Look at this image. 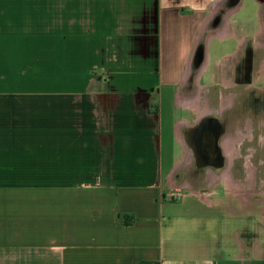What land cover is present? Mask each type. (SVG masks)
Returning a JSON list of instances; mask_svg holds the SVG:
<instances>
[{"label":"crops","instance_id":"0c3cea01","mask_svg":"<svg viewBox=\"0 0 264 264\" xmlns=\"http://www.w3.org/2000/svg\"><path fill=\"white\" fill-rule=\"evenodd\" d=\"M244 2L0 0V264H264V205L232 190L248 133L218 173L186 138L233 104L210 87L252 47Z\"/></svg>","mask_w":264,"mask_h":264},{"label":"rangeland","instance_id":"374dc122","mask_svg":"<svg viewBox=\"0 0 264 264\" xmlns=\"http://www.w3.org/2000/svg\"><path fill=\"white\" fill-rule=\"evenodd\" d=\"M260 9L262 11V15L260 13ZM235 18L240 19L242 21V23H244V25L247 26L248 29L253 30V32L251 31L250 34L248 35V45L250 46V45H252V42H254V46L256 48V46L259 45L258 35L261 36L260 32L262 33V30H261L262 24H264V2L262 5H260L255 0H245V2L243 4L242 11L239 12L237 17H235ZM261 19H262L263 23L261 22ZM239 23H240V21H239ZM239 23H237V24L239 25ZM229 49H231L230 51L233 50L231 47L225 48V50H229ZM250 49L251 48L246 49V52H244V54H239V57H238L239 60L235 64L237 66V70H234V68L232 70L224 69L226 74L224 73V76H222L223 80H222L221 86L216 85V86L210 87L211 96H213V97H211V107H212V105L216 106L219 104L217 102V100L215 99V97L219 93L221 95H223V98L224 97L226 98L230 95H235V93H238V94L242 93L241 97L238 96V100L235 102L236 105L232 109H229L223 113L224 116H223L222 123L224 125V129L227 128L226 132L229 129H231V130H233V132H235L236 127H237L236 123L241 121L243 118H244V120L249 119V117L253 118V120L255 122V132H254L253 141L252 142H247V141L243 142V140H242L241 142H243V144L241 145L240 148H241L242 158H244V159L249 157L250 151L247 153L246 152L247 149L252 147L255 150H257V153L255 154V157L252 160L254 163L253 162L252 163L254 166L258 165V169H260V172L258 173L259 175H258V179H257V186L254 189L253 194L251 195V201L252 200L253 201L258 200L254 203L259 204V205H261V204L264 205V196H263V193H264V191H263L264 190V168L259 166L260 161L261 160L264 161V147H261V145L258 143V139H261L262 134L264 136V130L262 129V127H264V126H262V124H264L263 123V121H264V80L258 79L259 78L258 76L260 75V73L264 74V71H263L264 70V68H263L264 59L260 60V62H262L261 66L259 68H257V61L256 60L260 54L258 53V51L256 52L253 50L249 54ZM247 61L248 62L249 61L254 62V67L256 68L253 71V80L251 79L250 74L249 73L247 74V72H246L247 69H245V67H244L245 62H247ZM227 66H229V65L227 64ZM213 72L216 73V75H217L216 81L219 82L220 80L218 78L221 77V75H223L222 74L223 69L220 68L218 70H214ZM236 80L238 83L237 86L234 85V83H236ZM225 82L227 85L225 84ZM187 84H188V86H185L182 90L183 95L194 94L196 92L195 86L189 85L190 83H187ZM246 88H249V90H245ZM184 92H185V94H184ZM180 95H182L181 92H180ZM194 106L197 107L196 105H194ZM186 115H189L188 112ZM178 117H180V116L175 117V120H177ZM237 161L238 162L235 163V167L233 169V175H234L235 179L240 178L241 181H245L246 177L242 175V171H241L242 168L241 167L243 166L242 165V162H243L244 168L246 170L247 161H242L241 158L238 159ZM226 169H227V167L225 164V166L221 170L225 171ZM193 170L194 169L191 168L190 172H188V173L182 172V173H183L184 177H187L192 181H196L199 179L201 172L195 173V172H193ZM221 170L218 168H215V171L217 173L220 172ZM180 178H181V176H180ZM248 179H249V177H248ZM261 180H263V181H261ZM196 182H198V181H196ZM216 184H218V183H216ZM240 186L242 188H244V186H242V185H240ZM226 187L227 186L225 185V182H220V184L217 186V188L215 190L216 192L215 191L211 192L212 196H211L210 200L213 201V200H215L214 198H216V199L218 198V200L220 199L221 201L231 200V196H230L231 192ZM247 187H249L248 184L246 185L245 188H247ZM235 188L236 187L234 185H232V190H234ZM210 190L203 191V194L209 193L208 191H210ZM176 191H178V190H176ZM236 193H239V192H236ZM259 193H261L262 195ZM239 197L241 199H243L244 196L240 195ZM231 202H234L233 199L231 200ZM254 223H256L255 224L256 226H258V223L256 221Z\"/></svg>","mask_w":264,"mask_h":264},{"label":"flooded vegetation","instance_id":"af4514ba","mask_svg":"<svg viewBox=\"0 0 264 264\" xmlns=\"http://www.w3.org/2000/svg\"><path fill=\"white\" fill-rule=\"evenodd\" d=\"M258 42L260 41L262 43V45H257L256 48L254 46V42H252V47L249 51V54L253 51H258V53L260 54L258 57H257V68H259L261 66V63L260 60L264 59V32L261 34V36L258 35ZM239 56V55H238ZM197 57L200 59V61L204 58V52H203V49L199 51V53L197 54ZM247 63V64H246ZM264 64V62H263ZM244 66V65H243ZM245 69H247V74L249 73L250 76H251V79L253 80V71L254 69H256L254 67V62H251V61H247L245 62ZM263 68H264V65H263ZM234 70H237V66L234 65ZM250 71V72H249ZM264 71V70H263ZM258 73V72H257ZM259 78L258 79H261V80H264V74H261L258 76ZM237 80H236V83H234L235 86H237ZM245 90H249V88H246ZM210 92V91H208ZM242 93H235V95H231L233 97V104L232 106L229 108V109H232L236 104L235 102L238 100V96L241 97ZM226 102L228 101H225L224 103V107H223V110L224 108L228 105L226 104ZM230 104V102H229ZM229 109H226L224 110L222 113H216V114H206L199 122L198 126L191 130V131H197L194 135H192L191 137L189 136V130L186 131V138L188 139V145L190 147H192L193 151H194V154L196 155V160L198 162H201V164H209L208 161H212L210 157V154L212 151H215V149L217 150V152L219 153L220 157H221V160L219 163H215L212 165L214 168H218V169H222L225 164H227V161H226V158L224 157V154H223V149H222V138L227 130L224 129V125L222 123V120H223V113ZM264 123V121H263ZM237 124V128L239 127L240 129H242V131L244 132H247L248 133V137H245L243 138V142L247 141V142H252L253 141V138H254V132H255V122L253 120V118H250L249 119H245L244 118L239 121ZM235 124V125H236ZM262 124V123H261ZM234 125V126H235ZM262 126H264V124H262ZM233 127V126H232ZM240 129L239 132H240ZM262 129L264 130V127H262ZM231 130V129H230ZM213 135L216 136V143L215 145L213 144ZM232 138H230V140H228L225 145L227 146L226 148L229 149V147L233 144V142L235 141H238L240 139V137H237L236 135L235 136H231ZM235 137V139L233 138ZM192 139V140H191ZM243 142H241L239 145L238 143L235 144V146H237L239 148V153L238 155L235 154V157L232 159L233 161V164L231 165L230 169H231V174L233 175V169L235 167V163L238 162L237 160L238 159H242V161H247V174H248V177L249 179L246 177V170L244 168V164L242 162V175L246 177V180L249 182V187H251V189H249L251 191V194L250 196L253 194V191L254 189L256 188L257 186V179H258V173L260 172V169H258V165L254 166L253 165V159L255 157V154L257 153V150H255L254 148L250 147L249 149L246 150V152L249 153V157L248 158H242V153H241V145L243 144ZM258 143L261 145V147H264V136L262 134L261 136V139H258ZM214 145V146H213ZM197 148H200V150L202 149V153H199L197 152L195 149ZM214 148V149H213ZM211 149H213L211 151ZM207 152V153H206ZM206 153V155H204ZM197 154H200V155H197ZM230 159V158H229ZM219 161V160H218ZM253 162V163H252ZM212 163V162H211ZM216 164V165H215ZM211 165V164H209ZM259 166H261L262 168H264V161L261 160L260 163H259ZM204 166L200 167V170H203L205 169ZM223 170H221L222 172ZM234 176V175H233ZM240 180V179H239ZM263 181V180H261ZM236 188L234 189L236 192H239V193H246V190H245V187L242 188L241 186L237 185L235 186ZM264 191V190H263ZM263 193V192H262ZM261 194V193H259ZM262 195V194H261ZM263 196H264V193H263Z\"/></svg>","mask_w":264,"mask_h":264},{"label":"water","instance_id":"95a60500","mask_svg":"<svg viewBox=\"0 0 264 264\" xmlns=\"http://www.w3.org/2000/svg\"><path fill=\"white\" fill-rule=\"evenodd\" d=\"M197 131L195 130V131H190L188 134H189V136L191 137L192 135H194L195 133H196ZM193 137V136H192ZM213 144L215 145V143H216V136L215 135H213ZM192 140V139H191ZM213 145V146H214ZM214 149V148H213ZM213 149H211V151L213 150ZM197 152H199V153H202L203 151H202V149L200 150V148H197L196 147V149H195ZM207 153V152H206ZM206 153L204 154V155H206ZM210 154V157L209 158H211V160L212 161H208L209 162V164H211V165H213L214 164V162L215 163H219L220 162V160H221V157H220V155H219V153L217 152V150L215 149V151H212L211 153H209ZM197 155H200V154H197ZM206 156H208V155H206ZM219 160V161H218ZM212 162V163H211ZM207 163H205L204 165H206ZM216 165V164H215Z\"/></svg>","mask_w":264,"mask_h":264}]
</instances>
